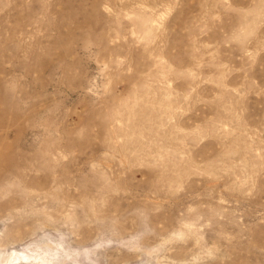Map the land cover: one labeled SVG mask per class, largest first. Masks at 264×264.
Listing matches in <instances>:
<instances>
[{
	"label": "rangeland",
	"instance_id": "rangeland-1",
	"mask_svg": "<svg viewBox=\"0 0 264 264\" xmlns=\"http://www.w3.org/2000/svg\"><path fill=\"white\" fill-rule=\"evenodd\" d=\"M0 264H264V0H0Z\"/></svg>",
	"mask_w": 264,
	"mask_h": 264
}]
</instances>
